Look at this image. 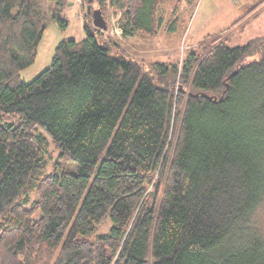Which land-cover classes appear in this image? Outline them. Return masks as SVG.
<instances>
[{
    "label": "trees",
    "instance_id": "trees-1",
    "mask_svg": "<svg viewBox=\"0 0 264 264\" xmlns=\"http://www.w3.org/2000/svg\"><path fill=\"white\" fill-rule=\"evenodd\" d=\"M163 1L110 0L122 38ZM44 31L0 0V264H264V41L146 66L85 23L25 83ZM50 143L76 174L47 172Z\"/></svg>",
    "mask_w": 264,
    "mask_h": 264
},
{
    "label": "rangeland",
    "instance_id": "rangeland-1",
    "mask_svg": "<svg viewBox=\"0 0 264 264\" xmlns=\"http://www.w3.org/2000/svg\"><path fill=\"white\" fill-rule=\"evenodd\" d=\"M44 18L45 31L39 43L37 55L32 64L24 68L20 75L25 83H30L47 69L52 61L54 50L61 41L84 39V24L93 26L88 13L86 0H66L61 3L59 12L67 27L62 30L52 20V12L58 7L49 0H30ZM263 0H169L158 8L162 23L154 37L136 34L122 38L119 27L120 13L106 0L101 9L107 28L99 30L103 39L112 46L113 54L130 56L149 66L153 62L167 65H181L182 59L190 51L197 56L203 53L217 38L227 39L230 48L245 46L250 41H264V4L250 14L243 22H237L246 10L254 8ZM96 0L93 5H95ZM95 8V7H93ZM114 50H117L114 51ZM3 123L17 124V118L4 116ZM47 155V172L66 171L77 173V165L67 158L60 157L50 143Z\"/></svg>",
    "mask_w": 264,
    "mask_h": 264
},
{
    "label": "water",
    "instance_id": "water-1",
    "mask_svg": "<svg viewBox=\"0 0 264 264\" xmlns=\"http://www.w3.org/2000/svg\"><path fill=\"white\" fill-rule=\"evenodd\" d=\"M95 0H86L88 7V13L92 16L93 27L98 30H105L107 28L106 22L102 16V12L99 8H92V3Z\"/></svg>",
    "mask_w": 264,
    "mask_h": 264
},
{
    "label": "built area",
    "instance_id": "built-area-1",
    "mask_svg": "<svg viewBox=\"0 0 264 264\" xmlns=\"http://www.w3.org/2000/svg\"><path fill=\"white\" fill-rule=\"evenodd\" d=\"M77 1H78V3H80L81 0H77ZM81 2H82V1H81Z\"/></svg>",
    "mask_w": 264,
    "mask_h": 264
}]
</instances>
